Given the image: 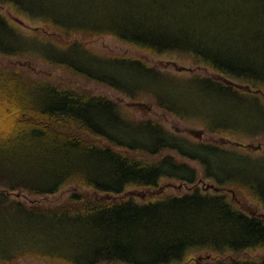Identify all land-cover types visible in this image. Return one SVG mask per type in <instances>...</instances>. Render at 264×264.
Here are the masks:
<instances>
[{
  "label": "trees",
  "instance_id": "16d2710c",
  "mask_svg": "<svg viewBox=\"0 0 264 264\" xmlns=\"http://www.w3.org/2000/svg\"><path fill=\"white\" fill-rule=\"evenodd\" d=\"M1 9L0 57L61 67L123 98L111 100L59 73L41 80L0 64V175L6 181L0 183V264H179L193 251L205 261L215 258L203 264H264V259H225L264 253L259 187L264 177L230 171L221 174L222 180L215 169H221L220 156H228L224 148L193 143L152 120L125 117L120 99L142 103L134 91L139 83L131 90L122 82L128 79L120 78L124 68L155 72L137 56L96 55L81 42H65L74 36H108L150 55L190 54L226 81L193 77L206 89L249 100L257 113H264V0H0ZM110 9L137 20L138 26L113 28ZM69 11L90 17L77 19ZM20 15L56 30L65 44L50 40L49 33L37 38L34 31L44 27H19L13 21ZM154 23L155 30L144 29ZM29 32L38 39L35 47L28 46L24 34ZM83 56L98 61V73L85 67ZM73 60L77 66L70 64ZM23 65L34 72L28 60ZM155 73L158 79L163 75ZM153 100L182 116L177 108L163 106V98ZM175 156L198 165L206 179L228 192L195 188L196 171ZM14 164L31 169L29 181L20 182L17 173L4 170L5 165L18 169ZM164 179L194 188L180 196L132 200L134 195L142 199L139 191L156 189ZM69 183L115 199L73 194L60 204L43 202ZM237 194L263 214L238 208L233 203Z\"/></svg>",
  "mask_w": 264,
  "mask_h": 264
},
{
  "label": "rangeland",
  "instance_id": "374dc122",
  "mask_svg": "<svg viewBox=\"0 0 264 264\" xmlns=\"http://www.w3.org/2000/svg\"><path fill=\"white\" fill-rule=\"evenodd\" d=\"M0 11L2 13V9ZM69 12L72 13L73 16L78 17L77 19L90 17L83 11ZM108 13L111 16L110 18H108V23L113 28H116V26L129 28L138 26L139 24L137 20L128 21V19L124 15H115L116 12H113L111 9L108 11ZM3 14H6L8 17L13 18V16L6 10H3ZM16 20L19 23L13 20L12 21L19 27H44L41 28L40 31L38 29L34 31L35 33H37L36 35H38L36 36L37 38H39V36L41 38L51 36L52 39L50 40L64 43L62 42L63 38H61L59 34H57L58 32L56 30L51 29L50 27H47L45 25H39L37 22L38 20L29 19L25 16H21ZM148 24L152 25L149 22ZM155 25L156 24L154 23L152 29L148 26H146V28L144 29L155 30ZM30 31L33 32V29ZM32 32H29L31 34L28 35L24 34L29 41V47H35L36 41L38 40L36 38H33L34 33ZM46 33H49L50 35L47 36ZM66 40V43L76 41L81 42L88 52L94 53L96 55H120L128 57L137 56V58L144 61L146 65L153 67L155 69V72H157L158 74H163L161 75V78L158 79L157 74L152 71L144 74L142 68L136 69V71L130 68H124L125 74L120 75V78L121 80L122 77H127L128 79L122 80V82L127 83L126 87L130 88L131 90H133V88L136 86L134 84L139 83L138 87L135 88L134 91L136 93L135 97H138L139 99L137 100V102L142 103L141 105H135L126 98L120 99L118 102L125 106L122 109V111L124 112L123 115L125 117L132 118L134 120H152L154 121L153 123L157 122L163 129H165L169 133L187 138L193 143H200L205 146L212 145L224 148L222 151H226L228 156H220V159L222 160L221 169H215V173L219 175L224 173V176L226 177L230 174L231 171L234 176H240L242 174L245 175L246 173H249L252 176L258 178L264 177V113L262 111H259L257 113V110L252 107V103L249 100L237 101L229 98L231 96L227 94L219 93L214 90H208L206 89L207 86L205 85V83L201 84L195 78H193H208L216 82L225 83L226 81L221 78L220 74L215 73L210 68L197 63L194 58L187 53L171 51L163 54L150 55L131 46L120 44L116 40L108 36L89 38L74 36V38L72 37ZM205 50L208 52L209 48H206ZM14 60H18L19 62ZM26 60H28V62L31 64L30 67L34 69V72L23 65ZM83 62L85 67L93 72L98 73V61H94L91 58L83 56ZM0 64L14 69L24 77H26L27 74H30L35 79L41 80L42 78H45L44 76L46 74L50 75V73L52 72L55 74L59 73L69 81H78L83 88H86L90 91L106 93L105 96H107L111 100H116V98L118 97L123 98L113 90L110 91L102 88L98 90V86H91L87 82L80 80L79 76L78 78H76L74 77V74L66 70H62L61 67L46 65L43 62H40L33 58L10 59L0 57ZM70 64L77 66L75 60H73ZM108 70L114 73V75H118L113 70ZM260 95L261 101L264 102V93H261ZM149 96H151L152 98ZM158 97L163 98V106L166 104V107L170 109L177 108V111L182 116L177 117L174 114L168 112L166 109L158 106L156 104V101L153 100L154 98ZM177 105L182 106L184 110L178 108ZM210 128H214L218 131L211 132V130H209ZM258 129H260V131H258ZM237 143L247 144L249 147H238L239 145H237ZM230 154L233 156H229ZM242 155L250 157L241 158ZM169 156L173 157L174 154L170 153ZM174 159L177 160L180 164H185L186 166H189L196 171L197 179L196 183L193 184L195 188L201 189L202 191L211 192L227 191L226 189L217 188L212 180L206 179L204 177L203 170L199 168L195 163L176 156L174 157ZM14 165L20 170L16 169L13 165H5L4 170L11 173H17L19 175V178L17 180L20 182L29 181L32 175L31 169H25L24 167L17 164ZM1 169L2 168L0 167V172H2ZM18 171H21L22 175ZM220 177L222 180H225L222 175ZM1 178L2 177L0 175V183L6 182ZM224 184H227V182L224 181ZM194 187L191 184L183 181L164 179L160 182L159 187L156 189L139 191L144 198L142 197V199H140V197H137L135 195L131 197L132 200H137L138 202L143 201L145 198L147 200L151 197H154L155 195V197L160 195H163L161 197H164L166 195L180 196L191 192ZM259 187L260 195L264 199V180L259 182ZM139 192L134 193L139 194ZM73 194H78L80 196L88 198H96V200H111L112 198L108 195H98L85 187L79 186L78 184L69 183L64 186L57 195L46 197L43 202L50 203V205L58 203L60 204V202L64 200L66 201V199ZM1 198L2 197L0 196V199ZM121 198L122 197H120V199ZM114 199L112 198V200ZM24 200L26 202H31L32 199L31 197H26V199L24 198ZM233 201V203L238 208L244 210V212L248 215L252 214L253 216L258 217L263 214L258 205H256L250 199L245 198L239 194H237L236 197L234 196ZM8 223L9 222L3 224V228L5 231L10 228V225ZM203 256L204 255L199 251H193L189 253L179 264H203L205 262H211L215 260L214 258L212 260L205 261L202 260ZM232 257L239 259H264V253H248L238 257L228 256V258L225 259H229ZM218 259H220V256Z\"/></svg>",
  "mask_w": 264,
  "mask_h": 264
},
{
  "label": "flooded vegetation",
  "instance_id": "af4514ba",
  "mask_svg": "<svg viewBox=\"0 0 264 264\" xmlns=\"http://www.w3.org/2000/svg\"><path fill=\"white\" fill-rule=\"evenodd\" d=\"M237 145H239L238 147H240V146H243V147H249L247 144L237 143Z\"/></svg>",
  "mask_w": 264,
  "mask_h": 264
}]
</instances>
